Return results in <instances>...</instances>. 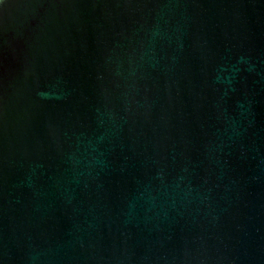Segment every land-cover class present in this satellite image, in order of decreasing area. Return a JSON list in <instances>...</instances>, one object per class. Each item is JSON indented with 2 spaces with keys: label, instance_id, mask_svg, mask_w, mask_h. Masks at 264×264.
Instances as JSON below:
<instances>
[{
  "label": "water",
  "instance_id": "1",
  "mask_svg": "<svg viewBox=\"0 0 264 264\" xmlns=\"http://www.w3.org/2000/svg\"><path fill=\"white\" fill-rule=\"evenodd\" d=\"M0 264H264V0H0Z\"/></svg>",
  "mask_w": 264,
  "mask_h": 264
}]
</instances>
